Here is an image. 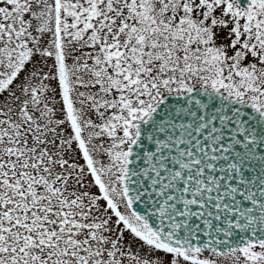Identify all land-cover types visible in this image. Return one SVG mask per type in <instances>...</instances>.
I'll return each mask as SVG.
<instances>
[{"label":"snow or ice","instance_id":"1","mask_svg":"<svg viewBox=\"0 0 264 264\" xmlns=\"http://www.w3.org/2000/svg\"><path fill=\"white\" fill-rule=\"evenodd\" d=\"M0 264H264V0H0Z\"/></svg>","mask_w":264,"mask_h":264}]
</instances>
